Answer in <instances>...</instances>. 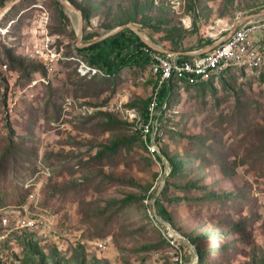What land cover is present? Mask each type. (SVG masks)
Instances as JSON below:
<instances>
[{
    "label": "rangeland",
    "instance_id": "obj_1",
    "mask_svg": "<svg viewBox=\"0 0 264 264\" xmlns=\"http://www.w3.org/2000/svg\"><path fill=\"white\" fill-rule=\"evenodd\" d=\"M68 1L82 12L80 40L79 14L60 0H20L0 17V189L12 199L0 213L36 219L12 222L5 262L176 264L144 207L151 192L186 262L264 264V69L172 82L160 174L131 116L151 99L149 63L111 76L78 50L131 24L172 53L200 51L264 0Z\"/></svg>",
    "mask_w": 264,
    "mask_h": 264
},
{
    "label": "built area",
    "instance_id": "obj_2",
    "mask_svg": "<svg viewBox=\"0 0 264 264\" xmlns=\"http://www.w3.org/2000/svg\"><path fill=\"white\" fill-rule=\"evenodd\" d=\"M5 34L0 27V37ZM150 58V68L155 75L156 83L146 111H135L132 116L133 130L140 136L145 151L153 163L160 169V174L167 169V161L162 152V142L166 130L161 120V100L159 94L165 85L172 80L196 84L212 76H223L236 69L260 70L264 68V15L242 22L230 36L225 37L213 49L197 53L184 59L182 55L164 53L148 45L144 48ZM49 67V65H48ZM97 72L95 67H89ZM150 193L143 198V204L152 223L162 234L165 245L175 250L176 264H190L183 259L180 246L182 236L169 222L159 217L155 199ZM23 227H33L36 219L33 216L11 215L0 213V242L4 239L12 222ZM1 245V244H0ZM102 245V243H101ZM38 258V255H36ZM0 264H25L21 257H14L5 262L0 252Z\"/></svg>",
    "mask_w": 264,
    "mask_h": 264
},
{
    "label": "trees",
    "instance_id": "obj_3",
    "mask_svg": "<svg viewBox=\"0 0 264 264\" xmlns=\"http://www.w3.org/2000/svg\"><path fill=\"white\" fill-rule=\"evenodd\" d=\"M129 30L133 36H130L128 33H126V30H120L114 35L105 37L91 44L78 47V50L87 56L89 63L97 68L98 71L111 76L120 72V70L125 66L133 63H149L150 65V58L144 50L148 44L143 41L134 31L131 29ZM182 57L184 59L190 58L189 55H183ZM241 71H244V69ZM230 72L228 73L230 74ZM173 81L177 80H172L169 85H165L161 89L159 94L160 100L170 94V85ZM204 81L196 84L182 82L195 86L203 83ZM148 105L149 102L146 105L144 112L146 111ZM26 194L27 191H24L23 193L17 191V193L14 194L13 202L21 206L25 202ZM11 200L12 199H9V196L6 195V191L4 189H0V207L5 206ZM162 242L165 245V241L162 240Z\"/></svg>",
    "mask_w": 264,
    "mask_h": 264
},
{
    "label": "water",
    "instance_id": "obj_4",
    "mask_svg": "<svg viewBox=\"0 0 264 264\" xmlns=\"http://www.w3.org/2000/svg\"><path fill=\"white\" fill-rule=\"evenodd\" d=\"M18 1H20V0H14V1H12L8 6H6L5 8H3V9L0 10V14H2V13L6 10V8L15 5ZM60 1H61L64 5H66L67 7H69V8H71V9H73V10H75V11L78 12L79 17H80L79 28H78V39L80 40V38H81V32H82V26H83L82 12H81V10H79L78 8H76V7H75L73 4H71L68 0H60ZM260 14L263 15V14H264V10H263L262 12H260V13H251V14L245 15L244 17H241L240 19H238V20L236 21V23L234 24V26L232 27V29L227 33V35H226L225 37L230 36L231 33H232V32H233V31H234V30H235V29H236V28H237L242 22H244V21H248V20H251V19L257 17V16L260 15ZM126 26H129V27L133 28V29H134V30L140 35V37L142 38V40L145 41L148 45H150V46L153 47L154 49H156V50H158V51H161V52H164V53L171 52V51L168 50V49H164V48L158 47V46L154 45L153 43L148 42V41L146 40V38L142 35V33L138 30V28H137L136 26H134V25H131V24L121 25V26L117 27L114 31H112L110 34H114V33L120 31L121 29H123V28L126 27ZM105 37H106V36H103V37H100V38H98V39L92 40V41H90V42L85 43V45H88V44H91V43H93V42L99 41V40H101V39H103V38H105ZM222 39H224V38H222ZM222 39L213 42L212 44H210V45L207 46L206 48H203L202 50L197 51L196 53H204V52H207V51L213 49L214 47H216V46L221 42Z\"/></svg>",
    "mask_w": 264,
    "mask_h": 264
},
{
    "label": "crops",
    "instance_id": "obj_5",
    "mask_svg": "<svg viewBox=\"0 0 264 264\" xmlns=\"http://www.w3.org/2000/svg\"><path fill=\"white\" fill-rule=\"evenodd\" d=\"M196 52H197V51H195V52H187L186 54H185V53H172V52H168V53L177 54V55L185 54V55L192 56V55H194V54H197Z\"/></svg>",
    "mask_w": 264,
    "mask_h": 264
},
{
    "label": "bare ground",
    "instance_id": "obj_6",
    "mask_svg": "<svg viewBox=\"0 0 264 264\" xmlns=\"http://www.w3.org/2000/svg\"><path fill=\"white\" fill-rule=\"evenodd\" d=\"M2 14H0V17H1Z\"/></svg>",
    "mask_w": 264,
    "mask_h": 264
}]
</instances>
